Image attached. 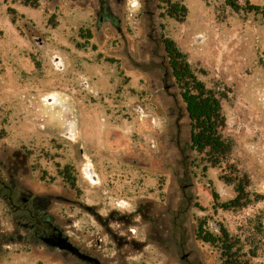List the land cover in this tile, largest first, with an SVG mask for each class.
Masks as SVG:
<instances>
[{"label":"rangeland","instance_id":"1","mask_svg":"<svg viewBox=\"0 0 264 264\" xmlns=\"http://www.w3.org/2000/svg\"><path fill=\"white\" fill-rule=\"evenodd\" d=\"M163 39L218 98L226 154L191 146ZM1 135L29 152L16 176L104 264H264V0H0ZM0 223V264H85L26 252Z\"/></svg>","mask_w":264,"mask_h":264},{"label":"flooded vegetation","instance_id":"2","mask_svg":"<svg viewBox=\"0 0 264 264\" xmlns=\"http://www.w3.org/2000/svg\"><path fill=\"white\" fill-rule=\"evenodd\" d=\"M68 135L73 136L70 131ZM3 136L5 135L0 136V140ZM69 140L72 141L73 139L70 137ZM28 159L29 152L26 151L20 154L18 151L15 152L12 148H8L6 143L1 144L0 219L7 218L8 223L12 226L11 234H9L11 239L7 242L13 243V238H15L17 246L26 249V252H31L30 247H34L36 250L33 253L37 255L40 253L57 252L60 257L70 255L77 259L75 255H72L68 251L57 248L59 240L66 235L62 228L57 225L56 219L49 212V206L53 198L52 195L33 194L28 184L16 176L19 172L25 174L29 171V166L27 165ZM97 184L92 186H96ZM117 206L120 208L123 207L121 204H117ZM88 212L100 225L105 224V220L102 219L94 208H89ZM4 236L5 234L1 229L0 223V250L4 247L2 245V242H5L3 240ZM68 242H70L69 239ZM15 245L13 244L11 246ZM72 245L79 253L94 259L98 264H104L96 254L97 250L95 245L90 247L89 252L80 249L74 244ZM15 251H18V249H15ZM37 264L40 263L38 262Z\"/></svg>","mask_w":264,"mask_h":264},{"label":"trees","instance_id":"3","mask_svg":"<svg viewBox=\"0 0 264 264\" xmlns=\"http://www.w3.org/2000/svg\"><path fill=\"white\" fill-rule=\"evenodd\" d=\"M21 1L23 6L30 8H35L38 5V0ZM171 7L173 15L185 11L183 7L178 10L177 4H173ZM162 43L163 49L170 60L172 77L180 85L181 99L190 121L191 146L198 152L209 150L216 155L226 154L229 151V146L223 142L220 135L224 126V118L220 113L218 98L194 78L188 65L182 59V54L176 50L172 41L163 39ZM222 233H224L223 230ZM196 236L203 243H213L215 241L214 236L204 230L202 224L198 225Z\"/></svg>","mask_w":264,"mask_h":264},{"label":"bare ground","instance_id":"4","mask_svg":"<svg viewBox=\"0 0 264 264\" xmlns=\"http://www.w3.org/2000/svg\"><path fill=\"white\" fill-rule=\"evenodd\" d=\"M59 68V67H58ZM42 101L44 102L45 106H52V104L54 105L56 103V99H55V95L54 94H47ZM84 179L88 181V183L90 185H94L96 183H98V176L96 175V173L94 172L91 163L87 162L85 164V168H84Z\"/></svg>","mask_w":264,"mask_h":264},{"label":"water","instance_id":"5","mask_svg":"<svg viewBox=\"0 0 264 264\" xmlns=\"http://www.w3.org/2000/svg\"><path fill=\"white\" fill-rule=\"evenodd\" d=\"M89 208L90 207H87V210H89ZM57 248L59 250L68 251L72 255H75L76 258L82 262L98 264L94 259L89 258L85 254L79 253L76 248L70 242H68V237L66 236L59 240L57 243Z\"/></svg>","mask_w":264,"mask_h":264},{"label":"built area","instance_id":"6","mask_svg":"<svg viewBox=\"0 0 264 264\" xmlns=\"http://www.w3.org/2000/svg\"><path fill=\"white\" fill-rule=\"evenodd\" d=\"M54 64H55L56 66H60V65H61V64H60V60L57 59V58H55V60H54Z\"/></svg>","mask_w":264,"mask_h":264}]
</instances>
